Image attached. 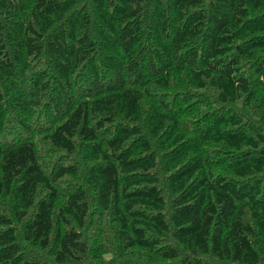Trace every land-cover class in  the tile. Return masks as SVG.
Instances as JSON below:
<instances>
[{
  "label": "trees",
  "instance_id": "obj_1",
  "mask_svg": "<svg viewBox=\"0 0 264 264\" xmlns=\"http://www.w3.org/2000/svg\"><path fill=\"white\" fill-rule=\"evenodd\" d=\"M0 264H264V0H0Z\"/></svg>",
  "mask_w": 264,
  "mask_h": 264
}]
</instances>
